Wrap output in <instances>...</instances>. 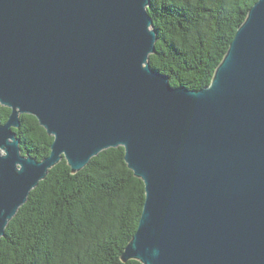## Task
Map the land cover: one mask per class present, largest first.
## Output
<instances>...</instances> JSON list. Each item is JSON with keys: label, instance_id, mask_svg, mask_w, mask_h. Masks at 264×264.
Wrapping results in <instances>:
<instances>
[{"label": "water", "instance_id": "water-1", "mask_svg": "<svg viewBox=\"0 0 264 264\" xmlns=\"http://www.w3.org/2000/svg\"><path fill=\"white\" fill-rule=\"evenodd\" d=\"M148 5L0 0V238L62 158L76 172L122 146L145 191L123 261L264 264V0L194 90L150 67ZM21 114L53 137L42 160L21 153Z\"/></svg>", "mask_w": 264, "mask_h": 264}, {"label": "trees", "instance_id": "trees-1", "mask_svg": "<svg viewBox=\"0 0 264 264\" xmlns=\"http://www.w3.org/2000/svg\"><path fill=\"white\" fill-rule=\"evenodd\" d=\"M257 0H149L156 31L148 62L172 86L209 85L236 29ZM10 113L0 105V121ZM13 131L23 155L42 160L53 137L30 114ZM145 199L144 183L107 148L79 171L62 158L49 169L9 220L0 238V264H142L123 261Z\"/></svg>", "mask_w": 264, "mask_h": 264}]
</instances>
